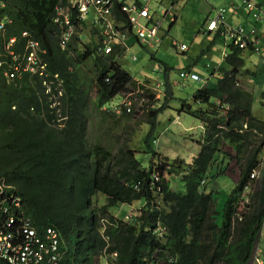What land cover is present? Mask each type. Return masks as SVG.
Instances as JSON below:
<instances>
[{"label":"trees","instance_id":"trees-1","mask_svg":"<svg viewBox=\"0 0 264 264\" xmlns=\"http://www.w3.org/2000/svg\"><path fill=\"white\" fill-rule=\"evenodd\" d=\"M66 1L0 0V16L12 21L4 38L0 36V53L3 42L12 38L15 49L28 38L35 40L44 51L41 58L50 78L57 76L62 83L59 96L54 86L47 93L36 76L24 73L21 79L6 80L0 68V179L6 193L21 199L19 209L13 206L15 217L30 219L40 236L47 228L57 232L62 253L57 264H98L104 259L106 264H252L263 207L258 193L242 204L241 195L260 165L264 122L253 115V93L243 86L255 74L245 68L243 50L228 45L226 65L217 68L221 77L214 87L197 90L192 104L182 101L176 110L204 125L191 163L154 160L159 155L152 151L150 164L142 167L129 148L127 129L114 136L112 150L94 138L89 123L99 117L98 111L111 112L104 108L115 97L149 90L119 64L125 49L115 46L109 55L99 53L102 45L92 29L84 34L77 30L61 47L63 30L53 20L56 7ZM80 23L82 29L89 26ZM86 36L93 38L89 45ZM90 60L92 77L85 71ZM163 72L167 75L168 68ZM172 99L167 89L163 102L141 120L150 129V149V134L158 116L171 109ZM120 115L126 122L135 118L133 111ZM225 144L234 146V156L223 151ZM233 162L239 180L223 204L219 225L216 198L206 185L228 175ZM173 176L182 181L183 192L170 188ZM135 202L141 207L129 222L112 213ZM0 264L7 263L0 259Z\"/></svg>","mask_w":264,"mask_h":264},{"label":"rangeland","instance_id":"rangeland-1","mask_svg":"<svg viewBox=\"0 0 264 264\" xmlns=\"http://www.w3.org/2000/svg\"><path fill=\"white\" fill-rule=\"evenodd\" d=\"M227 2L228 0H212L210 3L202 2L201 0H186L185 2L184 0H171V4L173 5H170L167 1L164 3L152 2L149 5L150 10L155 13L156 18H161V12L163 10L168 11L173 6V12L177 16V21L169 29L167 37L163 39L158 49H144L135 41L133 47L127 50L124 48V54L118 58L119 64L135 81H139L138 84L145 86L144 89L149 90V92L144 91L143 94L139 89L138 93L137 90L133 91L130 101L135 118L130 119L128 122L122 117L120 118L123 110V108L119 109L123 103L121 99L123 97L122 95L117 96L104 108L111 112H105L103 114V109L98 111L100 113L99 117L94 119V121L91 120V124L89 123L91 134L94 135L96 140L101 141L105 147L107 146L113 150L116 145L114 136L121 135L127 129L130 133L129 148L136 151L135 157L142 167H147L150 164L152 151L159 155L154 160H157L159 157L162 158V156L167 157L170 161L180 157L186 163H191L192 159L197 155V141L203 130H200L199 127L196 128L194 119L187 115H181L179 117V124L173 122L177 117V111L175 110L179 108L182 101L192 104L193 94L205 86L206 83L215 84V79H212L211 76V70L216 68L217 65H226L224 59L228 54L229 39L226 38L224 41V37L221 36L218 39L215 38L213 42V36L207 35L209 33L205 31V26L209 20L215 18V9L224 7ZM225 20L231 24L237 21L246 30L249 28L248 25L243 23L245 19H243L242 15L239 18H234L231 15V11L225 14ZM248 22L250 23L249 19ZM169 25V23L163 21V30L165 32ZM91 40L93 38L86 36L85 41L87 42L85 43L89 45ZM171 40L185 44L189 47V51H186L187 53L184 52L185 54L177 52L171 47ZM94 41L97 42L96 39ZM209 45L211 46V51L210 54H207L205 51ZM243 52L246 61L245 68L252 73L258 68L260 70L259 76H262L264 79V65L260 64L257 67L258 59L255 54L251 56L250 52ZM92 66L93 63L91 60L86 63L85 71H87L90 77H92ZM188 66L196 71L201 82H191L179 77L180 72ZM165 67L168 68L167 75L163 72ZM242 82L248 91L250 89L254 90L253 88L258 86L256 83L249 82V80ZM167 89L173 96V99L169 100L168 103L171 109H167L158 116L153 133L150 134V141L152 139L150 149L146 145V138L150 129L141 120L146 118L145 115L149 109H156L163 102ZM262 90H264V87ZM138 94H141L143 97L141 98ZM150 95H154L152 99L148 98ZM253 96V115L264 122V95L261 96L258 90V92L255 91ZM217 103L219 104V102ZM189 128H192L190 132H184L185 129ZM153 140H157V145L153 143ZM224 148L227 151L235 152L234 146L230 144L229 146L225 145ZM259 159L260 165L257 169L259 172L258 179L252 183L247 195H254V189L258 190V183L263 179L264 151L261 153ZM235 175H238V170L233 162L230 165L228 175L219 176L216 180L210 181L206 185L207 193H214V189L218 191V194L214 197L216 198V207L218 209L216 219L219 225L222 222L220 213L222 212L223 204L235 186ZM170 188L174 191H184L183 183L177 176L170 178ZM260 195L263 207L264 187ZM97 200L101 205L105 202L101 196ZM140 207L141 204L135 202L130 207L123 205L115 208L112 210V213L119 219H125L126 216L127 222H129L131 213L136 214Z\"/></svg>","mask_w":264,"mask_h":264},{"label":"built area","instance_id":"built-area-1","mask_svg":"<svg viewBox=\"0 0 264 264\" xmlns=\"http://www.w3.org/2000/svg\"><path fill=\"white\" fill-rule=\"evenodd\" d=\"M165 1L173 5L171 0H67L65 4L59 3L53 21L63 30L60 45L62 48L65 47L77 30H82L84 34V31L88 29L96 31L93 36L100 39L102 46H99L98 51L104 55H109L115 46L127 50L129 48L127 41L130 38L137 40L147 49L153 48L155 44L161 45L166 34L163 30V21L169 24L176 22L174 7L172 6L168 11L163 10L161 18H156L149 5L152 2L164 3ZM202 1L211 2V0ZM228 11H231L234 17L241 11L247 19L248 30L242 24H231L226 21L225 14ZM73 17L75 20H72ZM82 21L89 24L88 28L82 29L80 23ZM11 22L8 17L0 16V36L2 38L7 31L6 25ZM205 31L214 36H223L224 41L228 38V45L255 54L264 65V0H239L236 5L230 2L222 8L215 9V18L206 23ZM22 37L27 38L28 33L23 32ZM14 43L15 38L10 39L8 43L3 42V53H0V68L3 70V77L11 81L21 79L24 73L36 76L42 81L47 93L54 86L58 95L61 96L62 83L57 76L51 79L47 73L46 64L41 58L44 51L41 50L39 43L28 38L19 49H15ZM170 45L181 53L188 49L185 44L176 40H171ZM179 77L201 82L197 74L186 70L181 71ZM106 81L109 80L106 79ZM136 84L140 85L137 81ZM132 94L133 92L121 94L123 103L119 109L123 108L122 112H132L133 107L130 101ZM60 121L61 119L57 120L56 127L59 126ZM154 143L156 144L157 141ZM257 177L258 172L253 171L251 178L256 179ZM4 183L0 179V259L7 264H57L60 259L57 232L52 228H47L43 236H40L32 227L30 219L21 216L16 218L13 206L19 209L21 199L14 194L6 193ZM249 190V185H247L241 195L245 202H247L246 195ZM259 230L261 240L264 238V205ZM115 256L116 254L112 257ZM252 264H264V250L259 246H257Z\"/></svg>","mask_w":264,"mask_h":264},{"label":"crops","instance_id":"crops-1","mask_svg":"<svg viewBox=\"0 0 264 264\" xmlns=\"http://www.w3.org/2000/svg\"><path fill=\"white\" fill-rule=\"evenodd\" d=\"M186 0H184V2H185ZM202 1V0H201ZM212 1V0H211ZM203 2V1H202ZM230 2H233L235 5L236 4H238L239 3V0H228V2L226 3V4H228V3H230ZM210 3V2H209ZM225 6V5H224ZM232 15V14H231ZM240 15H242V17H243V19H245V21L243 22L245 25H248V23H247V19L244 17V14L241 12V11H239L238 12V14L235 16V17H237V18H239L240 17ZM234 17V18H235ZM176 21H177V16H176ZM207 21V20H206ZM206 21H205V23H206ZM229 22V21H228ZM175 23V22H174ZM173 23V24H174ZM204 23V24H205ZM230 23V22H229ZM235 23H237V21H235ZM172 24V25H173ZM172 25L170 24L169 25V27H168V29H167V31H166V34H165V37H164V39L167 37V32L169 31V29L172 27ZM207 35H212V34H207ZM213 36V42H214V39L215 38H217L218 39V37L215 35H212ZM134 41L140 46V47H142V48H144V49H147L146 47H144V46H142L141 45V43H139L137 40H135V39H131L130 38V40L129 41H127V44H128V46H130L129 48H131V47H133L134 46ZM211 45H212V43H211ZM161 45H158V44H155L154 46H153V49H158L159 47H160ZM188 49H187V52L189 51V47H187ZM152 49V48H151ZM210 51H211V46L209 45L208 46V48L206 49V53L208 54H210ZM186 52V53H187ZM185 54V53H184ZM250 55L251 56H254V54L252 55L251 53H250ZM256 56V55H255ZM257 57V56H256ZM257 59H258V64H257V67H259L260 66V64H262L263 65V63H262V61L257 57ZM218 66L219 65H217V67L216 68H214V69H212L211 70V73H213L214 75L212 76V79H215L216 80V78H220L221 76H219V73L217 72V68H218ZM184 70H186V71H190V72H192V73H194V74H197L196 73V71L192 68V67H190V66H188L187 68H185ZM183 71V70H182ZM254 75L253 76H249V79H246V81L247 80H249V82H251V83H256V84H258V86H255L253 89L254 90H252V89H250V91L253 93H255V91H257L258 92V90L260 91V94H261V96L262 95H264V90H262L263 89V87H264V79H263V77L262 76H259L260 75V70L257 68L255 71H254ZM198 75V74H197ZM245 81V80H244ZM139 82V81H138ZM191 82H193V81H191ZM214 85L215 84H208V83H206V85L205 86H203L202 88H206V87H209V88H213L214 87ZM245 87V86H244ZM246 88V87H245ZM254 93H253V95H254ZM188 104H190V103H188ZM178 109V108H177ZM176 109V110H177ZM175 110V111H176ZM181 115H187V114H185V113H177V117H176V119L173 121V122H176L177 124H179L180 123V116ZM188 116V115H187ZM194 122L196 123V128L197 127H199V129L200 130H203V132H201L200 133V136H199V140L197 141V144L201 141V139H202V137H203V135H204V125H202L199 121H197V120H195L194 119ZM172 123V122H171ZM192 130V128H189V129H185L184 130V132H190ZM226 146H229V144H225ZM199 149H200V146H199V144H198V150H197V153H198V151H199ZM223 151L225 152V153H227L228 155H230V156H234V153L232 152V151H230V150H226L225 148L223 149ZM162 158H166L167 160H169L167 157H164V156H162ZM177 158H180V157H177ZM181 159V158H180ZM183 160V159H182ZM238 180H239V175H235V178H234V185H236L237 184V182H238ZM256 181V180H255ZM254 181V182H255ZM264 187V174H263V179H262V181H260V183H258V190H255L254 189V191H255V193H258L259 195H260V193L262 192V188ZM254 188V187H253ZM213 194H214V196L215 195H217L218 194V191L216 190V189H214L213 190ZM260 248L261 249H264V241L261 243V245H260Z\"/></svg>","mask_w":264,"mask_h":264},{"label":"clouds","instance_id":"clouds-1","mask_svg":"<svg viewBox=\"0 0 264 264\" xmlns=\"http://www.w3.org/2000/svg\"><path fill=\"white\" fill-rule=\"evenodd\" d=\"M134 81H135V79H134ZM136 81H137V80H136ZM136 81H135V82H136ZM137 82H138V81H137ZM140 85H141V84H140ZM115 98H116V97H115ZM115 98H114V99H115ZM114 99H113V100H114ZM155 141H157V140H153V143H154ZM154 144H155V143H154ZM156 145H157V143H156ZM188 164H190V163H188ZM254 171L258 172L257 169L254 170ZM252 172H253V171H252ZM251 174H252V173H251ZM251 174H250V176H249V181H248V183L246 184V186L249 185V189L251 188L252 183H253L255 180L258 179V177H257L256 179H252V178H251ZM258 175H259V172H258ZM202 184H203V183H202ZM246 186H245V187H246ZM245 187H244V188H245ZM247 196H248V195H246V198H247V201H248V197H247ZM241 199H242V198H241ZM243 200H244V199H242L241 204L243 203ZM244 202H245V200H244ZM125 219H127L126 216H125ZM131 219H132V217H131ZM131 219H129V221H130ZM126 221H127V220H126ZM58 238H59V237H58ZM263 241H264V238L261 239V240L259 239V244H258L259 247H260V245H261V243H262ZM263 250H264V249H263ZM58 251H59V250H58ZM59 253H60V258H61L62 253H61L60 251H59ZM114 254H116V253H114ZM114 254H112L109 258H110V259L115 258L116 256H115V257H112ZM105 260H106V259H104V260L101 261L100 263H101V264H106V261H105ZM58 261H59V260H58ZM100 263H98V264H100Z\"/></svg>","mask_w":264,"mask_h":264}]
</instances>
